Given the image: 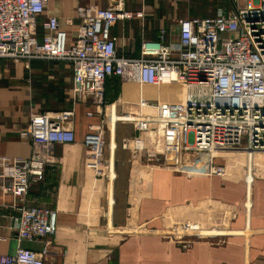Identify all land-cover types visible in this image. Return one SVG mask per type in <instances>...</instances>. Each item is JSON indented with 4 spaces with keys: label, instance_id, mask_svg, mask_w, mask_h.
<instances>
[{
    "label": "built area",
    "instance_id": "1",
    "mask_svg": "<svg viewBox=\"0 0 264 264\" xmlns=\"http://www.w3.org/2000/svg\"><path fill=\"white\" fill-rule=\"evenodd\" d=\"M53 1L0 0V58L70 61L73 102L91 97L98 107L105 104L107 80L123 77L129 67L136 69L141 85H183L186 97L181 102L155 104L157 116L134 119L138 131L148 118L157 125L124 139L123 146L154 161L164 154V138L174 124L180 135L178 169L186 160L192 170L209 175L228 177L239 171L247 182L264 173V0H227L214 15L179 18L178 41L169 40L171 30L162 28L156 38L142 40L138 58L119 53L113 27L120 21H144V8H129L130 0H103L104 6L76 0L74 15L61 19L48 12ZM75 23L74 35L68 27ZM74 115L73 109L31 113L22 132L33 143L30 157L0 156V177L6 179L0 188L12 193L20 210L15 225L19 242L57 231L56 211L27 206L26 198L32 184L43 181L46 168L56 163L52 147L75 141ZM103 133L104 120L91 125L84 138L86 167L95 178L107 173ZM234 153L245 159L242 167L227 163ZM219 211V222L208 214L163 229L133 226L124 232L156 234L189 248L196 241L224 236L227 224L239 216L235 208L221 206ZM47 253L18 246L13 254L0 253V264H44Z\"/></svg>",
    "mask_w": 264,
    "mask_h": 264
},
{
    "label": "crops",
    "instance_id": "2",
    "mask_svg": "<svg viewBox=\"0 0 264 264\" xmlns=\"http://www.w3.org/2000/svg\"><path fill=\"white\" fill-rule=\"evenodd\" d=\"M64 2L69 12L58 13ZM159 4L132 3L130 8L155 13ZM75 6L76 0H54L48 12L64 19L74 15ZM178 15L182 13L169 14L172 20ZM169 16L163 14L146 30L137 19L118 22L113 34L118 36L119 53L140 57L142 40L169 29ZM174 34L169 40L178 41ZM73 73L70 61L0 58V156L30 157L33 143L22 132L33 112L73 109L76 136L72 143L52 147L56 163L46 168L43 181L32 184L26 198L27 206L56 211L55 235L19 242V207L12 193L0 188V253L13 254L18 246L47 249L44 264H264V173L247 182L239 171L228 177L209 175L192 170L186 160L178 169L180 135L174 124L164 138V154L154 161L123 146L124 139L144 135L157 125L155 118H148L138 131L134 119H126L130 113L155 117V104L181 102L186 88L176 83L141 85L136 69L129 67L123 77L107 80L105 104L98 107L91 97L73 102ZM103 120L107 173L95 178L86 167L84 138L91 125ZM5 182L0 177V186ZM221 206L237 209L239 216L227 224L224 236L196 241L189 248L156 234L124 232L133 226L163 229L208 214L219 222Z\"/></svg>",
    "mask_w": 264,
    "mask_h": 264
},
{
    "label": "rangeland",
    "instance_id": "3",
    "mask_svg": "<svg viewBox=\"0 0 264 264\" xmlns=\"http://www.w3.org/2000/svg\"><path fill=\"white\" fill-rule=\"evenodd\" d=\"M95 2L96 1H100L101 5H105V1L103 0H94ZM157 1H160V4H159V8L157 9H154L153 10H156L155 13H153V15H150L152 14L151 11L146 8V17H145V20L144 21H141L142 24L141 27L143 26L145 28V30L148 28V25L150 22H153L156 23L158 22V19L163 15V14H166V16H169V14L171 13H182V16L178 15L176 16V19L177 18H180V17H204V16H211V15H214L217 11V9L220 7V6H223V5H228L229 2L227 0H157ZM131 2V3H130ZM142 2H145L147 5L151 4L154 2V0H134L132 2V0L129 1V5L127 4V6L130 8L132 7V3H133V7L135 6H138L140 5ZM137 3V4H136ZM63 8L62 7H59L57 12L59 13L60 11L63 12L62 10L66 9L68 10L69 12V7H68V4L64 2L63 4ZM150 16H149V15ZM173 17L169 16L168 20H166L167 22V25L169 27V29L171 30V34L172 36L175 35L174 33H177L176 31V27H175V24H176V19H173ZM157 24V23H156ZM140 25V24H139ZM77 26V23H75V26H72V27H68L69 31L70 32H75L76 31V27ZM74 36V35H72ZM140 116H142V114H140V111H136L135 113L131 114L130 117L132 119H138ZM147 116H152V115H147ZM241 154H231L230 157L227 159V163L229 165H236L238 162L240 164H237L238 167H242V164L245 162V159L242 157V156H239ZM261 156H263V154H261ZM231 168V171H238L240 168Z\"/></svg>",
    "mask_w": 264,
    "mask_h": 264
},
{
    "label": "bare ground",
    "instance_id": "4",
    "mask_svg": "<svg viewBox=\"0 0 264 264\" xmlns=\"http://www.w3.org/2000/svg\"><path fill=\"white\" fill-rule=\"evenodd\" d=\"M261 159H263V160H264V153H263V156H261Z\"/></svg>",
    "mask_w": 264,
    "mask_h": 264
}]
</instances>
